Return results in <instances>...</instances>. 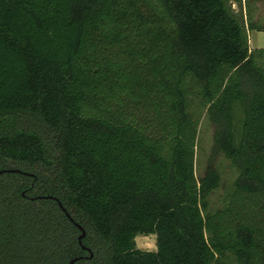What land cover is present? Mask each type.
Returning a JSON list of instances; mask_svg holds the SVG:
<instances>
[{
	"label": "trees",
	"instance_id": "1",
	"mask_svg": "<svg viewBox=\"0 0 264 264\" xmlns=\"http://www.w3.org/2000/svg\"><path fill=\"white\" fill-rule=\"evenodd\" d=\"M232 2L0 0V264H264V48Z\"/></svg>",
	"mask_w": 264,
	"mask_h": 264
},
{
	"label": "rangeland",
	"instance_id": "2",
	"mask_svg": "<svg viewBox=\"0 0 264 264\" xmlns=\"http://www.w3.org/2000/svg\"><path fill=\"white\" fill-rule=\"evenodd\" d=\"M232 10L244 16V19L251 17V20L261 26V31L248 32V43L251 50L264 48V1L257 0L247 4L246 0H242L241 5L232 2ZM213 125L206 118L201 120L197 147L194 157V171L197 179L203 177L207 170H216L220 176V186L210 197V201L218 206V203L224 195V190L236 178V170L223 158L221 154L213 155ZM55 144L50 143V148H54ZM135 244L139 250L154 252L156 251V242L154 235H138L135 237Z\"/></svg>",
	"mask_w": 264,
	"mask_h": 264
},
{
	"label": "flooded vegetation",
	"instance_id": "3",
	"mask_svg": "<svg viewBox=\"0 0 264 264\" xmlns=\"http://www.w3.org/2000/svg\"><path fill=\"white\" fill-rule=\"evenodd\" d=\"M8 171H10L11 173H18L19 171L18 170H7V172ZM1 173H3V171H0ZM9 172V173H10ZM48 198H50V199H53L55 202H57V204L58 203H60L61 204V202L57 199V198H54V197H48ZM62 205V204H61ZM59 206V205H58ZM62 207H63V205H62ZM60 208V207H59ZM64 208V207H63ZM61 209V208H60ZM65 209V208H64ZM65 211H66V213H68L67 212V210L65 209ZM63 212V211H62ZM64 213V212H63ZM65 214V213H64ZM69 214V213H68ZM65 216H66V214H65ZM69 216L71 217V215L69 214ZM67 217V216H66ZM68 218V217H67ZM72 218V217H71ZM69 219V218H68ZM72 220H73V218H72ZM70 221V220H69ZM71 222V221H70ZM72 223L75 225V224H78V223H75L74 221H72ZM78 225H80V224H78ZM76 226V225H75ZM81 226V225H80ZM82 227V226H81ZM78 229V228H77ZM83 229V228H82ZM79 230V229H78ZM83 231H84V236L79 240V237H80V235H81V231L79 230V232H80V234H79V236H78V243H79V245L81 246V248H82V250H85V251H87L88 253H89V257L88 258H92V256H93V254H92V252H91V250L90 249H88V248H86L85 246H83V244H82V240L84 239V237H85V235H86V233H85V230L83 229ZM87 258V257H86ZM80 258H74L73 260H75L74 262H73V264L76 262V261H78ZM73 260H71V261H73ZM70 261V262H71ZM70 262H69V264H70Z\"/></svg>",
	"mask_w": 264,
	"mask_h": 264
},
{
	"label": "water",
	"instance_id": "4",
	"mask_svg": "<svg viewBox=\"0 0 264 264\" xmlns=\"http://www.w3.org/2000/svg\"><path fill=\"white\" fill-rule=\"evenodd\" d=\"M8 172H10V171H8ZM1 173V172H0ZM58 205H59V207L61 208V210L66 214V216L69 218V220L72 222L73 220H72V218L69 216V214L68 213H66V211H65V209L62 207V205L60 204V203H58ZM76 225V227L81 231V235H80V237H79V240L84 236V231H83V229H82V227L80 226V225H78V224H75ZM75 260H73V261H71L70 262V264H73V262H74Z\"/></svg>",
	"mask_w": 264,
	"mask_h": 264
}]
</instances>
